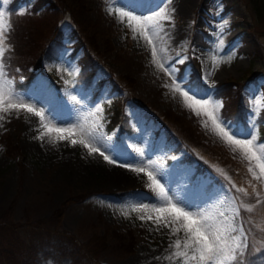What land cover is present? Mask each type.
Listing matches in <instances>:
<instances>
[{
	"label": "rangeland",
	"instance_id": "1",
	"mask_svg": "<svg viewBox=\"0 0 264 264\" xmlns=\"http://www.w3.org/2000/svg\"><path fill=\"white\" fill-rule=\"evenodd\" d=\"M35 3L0 0L7 20L13 14L18 19L14 37L8 38L11 30L6 34L5 55L17 43L21 58L33 57L12 72L5 64L8 77L25 102L42 108L56 127L98 121L101 151L116 162H106L98 152L89 155L69 140L39 139L44 129L31 113H0V251L13 248L15 241L27 242L16 258L19 264H86L83 245L98 264H180L168 259L174 251L169 245L183 240V231L173 235L154 223L151 206L160 203L158 190L148 187L144 172L131 170L150 161L174 201L227 209L236 198L231 181L247 190L239 199L253 207L249 219L253 215L264 222V181L254 180L241 153L219 136L207 116L193 110L195 105L188 106L191 101L175 90L173 78L153 63L151 46L115 11L143 17L165 8L171 20H160L158 58L177 69L176 80L185 88H198L201 96L207 91L219 103L218 84L243 85L246 119L232 124L222 107L218 116L233 131H254L257 143H264V0H115L113 5L49 0L41 8ZM53 27L61 29L62 50L56 60H37ZM194 36L198 47L191 43ZM166 39V47H160ZM97 107L102 112L89 115ZM142 108L166 120L169 129ZM115 110L122 112L124 131L106 127ZM24 225L33 228L14 229Z\"/></svg>",
	"mask_w": 264,
	"mask_h": 264
},
{
	"label": "snow or ice",
	"instance_id": "2",
	"mask_svg": "<svg viewBox=\"0 0 264 264\" xmlns=\"http://www.w3.org/2000/svg\"><path fill=\"white\" fill-rule=\"evenodd\" d=\"M108 3L113 5L115 0H108ZM108 11L109 14H113L112 7H109ZM115 11L119 17L127 18V27L134 33H139L141 38L151 46L153 63L173 78L175 90L181 92L186 101H191L188 106L191 108L195 105L196 107L193 110L197 111V114L202 112L207 116L219 136L232 146L234 152L238 150L241 153L242 158L249 162L248 172L254 180L264 181V143H257L258 135L254 131L246 134L233 131L232 126L218 116V110L222 107L221 103L213 101L207 91H205L204 96H201L200 89L185 88L176 80L177 69L167 61L158 58L155 40L160 37L161 31H163L160 20H171V16L166 14L165 8L162 7L153 15L143 17L121 9H115ZM10 30V21L7 20L5 12L0 11V113H10L13 110L17 112L23 110L31 113L39 118L41 127L44 129L41 136L38 137L39 139H43L45 135H48L50 143H55L58 140H69L73 146L79 144L86 148L89 155L98 152L106 162L115 163L116 160L112 156L105 155V152L101 151L102 145L98 143L101 137L97 135V130L102 125L98 121L91 125L77 123L69 127H56L51 120L46 118L42 108L37 109L34 105L26 103L23 94L15 90V82L8 77L4 63L7 50L6 34ZM164 51L163 48L159 49L161 53ZM175 63L182 64L184 61L177 59ZM71 99L76 100L75 96ZM101 112L102 108L97 107L95 112L89 113V115L97 116ZM2 119H4V116L0 115V120ZM77 136L80 138L75 139L74 137ZM105 150L114 151L115 149ZM136 152L143 155L141 149H136ZM154 164L155 162L150 161L145 167H133L131 170L137 173L144 172L149 181L148 187L158 190L156 199L160 203L151 206V211L156 214L154 223L157 225L163 224L164 227L170 228L173 235L183 231V240L175 239L169 245L174 251L168 259H178L180 264H245V256L250 249L249 232L246 230L244 223L238 221L240 220L241 208L251 213L253 207L243 203L238 204L236 198L229 201L227 209L204 208L189 205L183 201H174L168 195L165 186L157 179L158 173ZM120 166L125 167L126 165L121 164ZM150 168L153 170L149 171ZM218 171L224 174L222 170L218 169ZM224 175L227 179L226 174ZM230 185L237 192L247 195L245 188H238L231 181ZM252 188L255 192L254 185H252ZM140 207L148 209L149 205H140ZM140 218L144 219L145 217ZM147 219L152 220L153 217L149 215ZM259 250L264 251V248Z\"/></svg>",
	"mask_w": 264,
	"mask_h": 264
},
{
	"label": "trees",
	"instance_id": "3",
	"mask_svg": "<svg viewBox=\"0 0 264 264\" xmlns=\"http://www.w3.org/2000/svg\"><path fill=\"white\" fill-rule=\"evenodd\" d=\"M49 0H36V3L34 6L36 8H41L42 5H44ZM14 11V8L10 7V13L12 15V12ZM11 31L10 36L8 38H13L14 33L17 30L18 26V19H15L14 14L11 16ZM61 29L59 27H53L51 34L48 36V40L46 41V44L41 48L42 50L38 54L37 60L39 57H43L46 59H55V57L58 56L61 48ZM198 36V35H197ZM197 36H194L191 40V43H193L194 47H198L196 40ZM92 39V38H91ZM93 40V39H92ZM90 41L91 44H94L93 41ZM87 44L86 42L82 43ZM88 45V44H87ZM17 47V48H16ZM20 47L18 48L17 43H14L12 45V52L6 53L4 56V62L6 66L8 67V71L12 72L13 69L19 67L24 68L26 64L28 63V60L33 59V57H30V54H27L20 57L21 55L18 54ZM39 52V51H38ZM20 55V56H19ZM26 60V61H25ZM27 62V63H26ZM194 74V73H193ZM195 78V74L193 76ZM196 83L199 85L198 81ZM114 86H118V81L114 83ZM237 87V89L234 91L232 90L233 87ZM203 87V86H202ZM243 85L238 83L237 81H231V82H225L218 84L216 86L214 95H216L218 98L222 101V114L225 116L227 120L230 121V123L234 122H242L244 119H246V105L244 104V97L243 94H241ZM146 115L148 114L150 117H155L151 112L148 110H145ZM120 112L116 110L113 112V115L109 118V124L108 129H112L113 126L120 123ZM159 119V118H158ZM160 122L163 124L165 129H168L166 125V120L159 119ZM189 149V148H188ZM189 157H194L195 154L193 150L189 149ZM188 160H190L188 158ZM203 166V165H202ZM210 169V168H209ZM236 193V200H239V203H242L239 199L240 195H237ZM259 211V209H257ZM260 213H257V216H259ZM252 218V221L250 219ZM249 219V212L245 211L243 208H241L240 213V222L244 223L246 230L249 232V243H250V249L246 253L245 256V264H264V251H261L259 249L264 248V222L259 220L260 222L256 221L254 216L251 215ZM13 228V227H12ZM33 226L31 225H24V226H16L14 227L15 230L20 231H28V229H32ZM13 248L9 246H6L3 250L0 251V264H19V262L16 260L18 257L19 252L25 251L27 249V242H20L15 241ZM82 257L84 258V261H86V264H98L95 260V255L92 253V251L87 250L85 246H79Z\"/></svg>",
	"mask_w": 264,
	"mask_h": 264
},
{
	"label": "bare ground",
	"instance_id": "4",
	"mask_svg": "<svg viewBox=\"0 0 264 264\" xmlns=\"http://www.w3.org/2000/svg\"><path fill=\"white\" fill-rule=\"evenodd\" d=\"M170 42H171V40H170ZM162 43H163V44H159L160 47H162V46H163V48L166 47V45H167V43H168V42H167V39H166V42H162ZM165 44H166V45H165Z\"/></svg>",
	"mask_w": 264,
	"mask_h": 264
}]
</instances>
